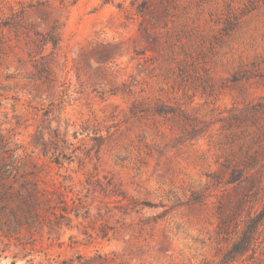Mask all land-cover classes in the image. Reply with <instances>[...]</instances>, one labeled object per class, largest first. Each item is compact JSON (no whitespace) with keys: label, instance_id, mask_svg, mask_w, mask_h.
Masks as SVG:
<instances>
[{"label":"rangeland","instance_id":"374dc122","mask_svg":"<svg viewBox=\"0 0 264 264\" xmlns=\"http://www.w3.org/2000/svg\"><path fill=\"white\" fill-rule=\"evenodd\" d=\"M262 98L264 0H0V264L215 263Z\"/></svg>","mask_w":264,"mask_h":264},{"label":"trees","instance_id":"16d2710c","mask_svg":"<svg viewBox=\"0 0 264 264\" xmlns=\"http://www.w3.org/2000/svg\"><path fill=\"white\" fill-rule=\"evenodd\" d=\"M157 106V113L162 109ZM140 111V103L135 102L130 108L132 114ZM264 115V98L249 103L239 113H231L228 127H239L243 123L256 125L257 118ZM258 132L263 131L261 127ZM196 130L193 128L192 135ZM260 143V136L252 138L246 146L241 145L238 153L226 156L222 166L229 171L225 183L237 191L238 200L231 209V214H224L221 207L218 234L232 239L226 250L213 264H248L256 256L259 240L264 230V150H253ZM1 145V143H0ZM216 181H220L217 176ZM259 205V206H258ZM258 206V208H256Z\"/></svg>","mask_w":264,"mask_h":264}]
</instances>
